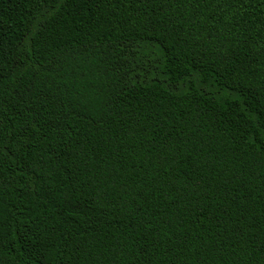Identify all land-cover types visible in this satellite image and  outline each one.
<instances>
[{"label": "trees", "instance_id": "1", "mask_svg": "<svg viewBox=\"0 0 264 264\" xmlns=\"http://www.w3.org/2000/svg\"><path fill=\"white\" fill-rule=\"evenodd\" d=\"M0 264H264V0H0Z\"/></svg>", "mask_w": 264, "mask_h": 264}]
</instances>
